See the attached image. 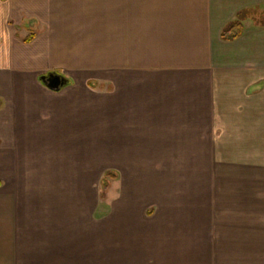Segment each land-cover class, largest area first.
Returning a JSON list of instances; mask_svg holds the SVG:
<instances>
[{"label": "crops", "instance_id": "0c3cea01", "mask_svg": "<svg viewBox=\"0 0 264 264\" xmlns=\"http://www.w3.org/2000/svg\"><path fill=\"white\" fill-rule=\"evenodd\" d=\"M254 7L264 0H0V264H264L263 219L169 205L175 181L200 198L190 166L241 105L264 115V27L222 38ZM51 72L68 83L49 88ZM109 164L122 182L111 212L93 207ZM157 176L160 197L121 202Z\"/></svg>", "mask_w": 264, "mask_h": 264}, {"label": "rangeland", "instance_id": "374dc122", "mask_svg": "<svg viewBox=\"0 0 264 264\" xmlns=\"http://www.w3.org/2000/svg\"><path fill=\"white\" fill-rule=\"evenodd\" d=\"M35 23L36 20L31 19L28 22V26L33 28ZM22 26L23 24L19 27ZM256 86L252 85V88H249L247 93L251 95L261 91ZM239 104L246 103L240 101ZM239 108V120H237L236 125H233L231 130L222 134L221 142H215L217 148L207 147L206 149H199L200 164L198 166H195L196 164L193 167L190 166V168L194 169L195 167L194 170L199 169L200 171V182L193 180L194 184L200 185L198 188L200 198L197 195L189 197L176 194L183 184L186 185L182 189L192 186V184L191 182L187 184L188 181L185 182L183 180L175 181L172 185L173 198L172 201L171 198L169 200L170 208H233V212L240 216L235 217L237 220L241 218L245 220H264V115H262V112H259V115H255L254 111L247 109V106L245 107L244 105ZM252 119L254 121L259 120L260 124H250L249 121ZM261 122L263 123L261 124ZM208 144L213 143L207 141ZM118 160L119 149L110 148L109 162L117 163ZM179 166L184 167V165ZM104 170L105 172L114 170L118 175L111 182L105 196H103V179L98 180L96 178L94 180L93 207L110 208L111 210L109 211L111 212L112 208H118L117 201L122 186L120 181L121 173L117 171L115 164H109ZM141 183L142 190L139 195L132 191L130 186H124L121 195L123 204L136 206L141 199L161 196L159 194L161 188L157 190L155 186L156 183L158 185L163 184L159 176L152 181L151 187H148L143 182ZM149 205L146 207L150 208L151 205ZM151 208L157 207L153 205ZM103 215L105 214L103 213Z\"/></svg>", "mask_w": 264, "mask_h": 264}, {"label": "trees", "instance_id": "16d2710c", "mask_svg": "<svg viewBox=\"0 0 264 264\" xmlns=\"http://www.w3.org/2000/svg\"><path fill=\"white\" fill-rule=\"evenodd\" d=\"M251 27V28H250ZM264 27V11H260L259 7L248 8L238 12L237 16L229 21L222 30V38L232 41L241 37L246 31ZM32 36L26 40L30 41ZM118 173L114 170L107 171L103 178V196L109 189L111 182L117 178Z\"/></svg>", "mask_w": 264, "mask_h": 264}, {"label": "water", "instance_id": "95a60500", "mask_svg": "<svg viewBox=\"0 0 264 264\" xmlns=\"http://www.w3.org/2000/svg\"><path fill=\"white\" fill-rule=\"evenodd\" d=\"M41 79L53 90H59L68 83V78L58 72L43 75Z\"/></svg>", "mask_w": 264, "mask_h": 264}]
</instances>
